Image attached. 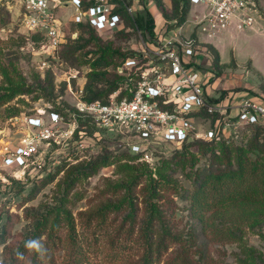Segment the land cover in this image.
Here are the masks:
<instances>
[{"label":"rangeland","instance_id":"374dc122","mask_svg":"<svg viewBox=\"0 0 264 264\" xmlns=\"http://www.w3.org/2000/svg\"><path fill=\"white\" fill-rule=\"evenodd\" d=\"M162 1L170 14L173 1ZM132 2L134 12H145L147 4L156 15L155 36L125 23L121 31L101 32L98 37L111 50L143 54L156 35L175 29L169 26L176 21L164 18L157 0ZM255 2L259 15L254 28L213 42L203 39L199 48L197 69L216 99L238 93L264 102V1ZM191 10L190 6L184 34L194 25ZM72 13L68 7L62 14L66 40L53 53L27 34L17 0H0V139L21 136L14 124L38 109L57 110L75 123L72 137L48 154L42 173L22 176L0 169V264H35L36 256L40 264H68L65 214L74 219L81 264H134L143 258L145 248L152 249L153 264H264V217L237 230L234 239L218 240L191 214L187 194L195 170L212 159L214 151L223 155L219 145L163 142L135 154L130 149L132 137L99 128L75 114L73 94L85 90L89 74L97 71L91 62L100 52L85 54L93 49L90 46L74 53L70 49L80 34L71 22ZM117 65L114 60L99 70L108 78H123L127 74H117ZM69 71L78 77L70 79ZM256 132V127L240 126L227 135V144L249 157L260 155L257 145L264 143V129L260 136ZM101 208L110 210L107 224L87 225L86 216ZM57 214L60 222L55 223ZM164 236L168 239L158 253ZM174 236L184 239L170 240ZM30 240L38 241L42 251L28 248ZM177 254L180 257L171 262ZM111 255L121 258L111 260Z\"/></svg>","mask_w":264,"mask_h":264},{"label":"built area","instance_id":"2783aa9c","mask_svg":"<svg viewBox=\"0 0 264 264\" xmlns=\"http://www.w3.org/2000/svg\"><path fill=\"white\" fill-rule=\"evenodd\" d=\"M17 2L27 34L40 35L42 45L53 53L64 41L62 14L68 7L73 9L72 23H88L99 32L116 30L123 22V12L132 15L135 10L127 0ZM190 6L196 11L189 34L183 33L184 22L165 29L147 44L145 53L130 56L117 67L132 82L127 87L131 96L119 99L117 90L106 102L90 101L81 89L73 94L75 114L99 128L132 137L134 153L163 142L208 141L218 133L228 138L240 126L264 124L263 101L238 93L216 99L196 65L203 39L209 42L255 27L259 15L255 0H190ZM69 75L70 79L78 77L72 71ZM74 124L57 110L38 109L23 115L14 124L21 136L0 139V169L22 176L42 173L48 154L72 137Z\"/></svg>","mask_w":264,"mask_h":264},{"label":"trees","instance_id":"16d2710c","mask_svg":"<svg viewBox=\"0 0 264 264\" xmlns=\"http://www.w3.org/2000/svg\"><path fill=\"white\" fill-rule=\"evenodd\" d=\"M132 4V0H127ZM172 11L169 14L164 7L162 0H157V6L166 20L173 19L175 25L169 27L181 25L189 11L190 0H172ZM145 12H134L132 15L127 12H123V22L121 25L112 32L121 31L125 27V23L135 28L147 29L152 36H155V18L153 14L147 9V4L144 6ZM74 27L78 30L79 37L70 45L73 53L76 50L90 46L93 49L87 51L93 55L99 56L91 62L94 69L97 71L90 73L87 78V83L84 90V98L86 100L94 101L100 100L106 102L109 96L119 90V99L124 96H131L128 88L131 83L127 82V75L123 78L113 77L108 78V73L103 70H99L107 66L109 63L118 61V65L122 66L124 61L130 57L136 55V53H120L110 49V45L102 41L97 31L88 23H73ZM32 38L35 41H40L42 37L40 35H33ZM65 36L64 41L65 42ZM62 43V44H63ZM71 51V50H70ZM111 51V52H110ZM116 57V59H115ZM217 58V57H216ZM116 67V68H117ZM117 74H126L118 72ZM134 76V75H133ZM44 87V86H43ZM11 95L1 102L10 99ZM248 127H256V136L261 135V131L264 129V124H254ZM204 146L219 145L223 153L222 156L218 155L215 151L212 153L213 157L210 160H206L205 165L199 166L195 170V178L193 181L192 190L187 197L189 198L190 211L193 217L197 218L208 228L212 229L213 237H217L218 240L222 239H234L236 231L245 225L258 223L264 217V143L257 145V149L260 155L255 157L247 156L245 150L241 148L230 149V145L227 144V138H224L221 133H218L216 137L211 140L203 141ZM193 142V141H190ZM257 142L252 141V145ZM206 154V150H204ZM138 154V153H135ZM186 196L185 194L183 195ZM110 210L101 208L86 216L87 225L96 223L97 226H103L107 224ZM57 214L55 223L60 222ZM63 220L68 225V264H81L82 250L80 244L77 242L78 237L74 226V219L71 215L65 214ZM216 220L219 223H216ZM46 226V222L44 223ZM41 227V224H37V228ZM42 235L43 231H39ZM117 236V234H116ZM155 235L151 238L154 239ZM181 238V239H180ZM113 239L117 240L116 237ZM149 236L147 235V240ZM166 236L162 237L158 244V253L162 246V243L167 240ZM182 237H170V240H182ZM127 240V237L125 238ZM140 240V239H137ZM119 244V242L117 241ZM145 253V254H144ZM143 258L134 262V264H153L152 249L149 251L145 248ZM180 257L177 254L171 262H174ZM111 260L121 258V255L110 256ZM35 264H40L37 261V256L34 259Z\"/></svg>","mask_w":264,"mask_h":264},{"label":"clouds","instance_id":"9594fccd","mask_svg":"<svg viewBox=\"0 0 264 264\" xmlns=\"http://www.w3.org/2000/svg\"><path fill=\"white\" fill-rule=\"evenodd\" d=\"M26 246L30 249H36L38 251H42V248H43V246L40 245V243L36 240L28 241Z\"/></svg>","mask_w":264,"mask_h":264},{"label":"crops","instance_id":"0c3cea01","mask_svg":"<svg viewBox=\"0 0 264 264\" xmlns=\"http://www.w3.org/2000/svg\"><path fill=\"white\" fill-rule=\"evenodd\" d=\"M262 1H264V0H262ZM192 12L194 11V13H195V11H196V8L195 7H192V10H191ZM155 18H157L156 17V15H155ZM191 17H188L187 18V20H189ZM157 20V19H156ZM226 34H231V33H225V34H223V35H226ZM222 36V35H221ZM220 36V37H221ZM220 37H218V38H220ZM218 38H216V39H218ZM216 39H214V40H211V41H209V42H213V41H215Z\"/></svg>","mask_w":264,"mask_h":264}]
</instances>
